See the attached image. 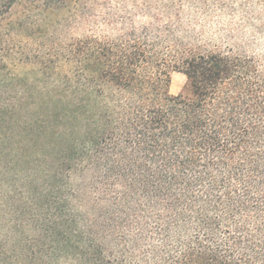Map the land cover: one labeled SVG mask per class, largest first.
Masks as SVG:
<instances>
[{"label": "trees", "instance_id": "trees-1", "mask_svg": "<svg viewBox=\"0 0 264 264\" xmlns=\"http://www.w3.org/2000/svg\"><path fill=\"white\" fill-rule=\"evenodd\" d=\"M15 1L0 0V26L23 25ZM18 1L50 16L78 0ZM252 26L217 48L178 25L88 34L55 47L44 87L0 79V264H264V24Z\"/></svg>", "mask_w": 264, "mask_h": 264}, {"label": "rangeland", "instance_id": "rangeland-1", "mask_svg": "<svg viewBox=\"0 0 264 264\" xmlns=\"http://www.w3.org/2000/svg\"><path fill=\"white\" fill-rule=\"evenodd\" d=\"M242 1L247 0H78L61 14L46 16L38 10L24 13L28 5L16 0L12 11L16 17L21 15L23 25L0 26V79L26 76V81L44 87L43 81L52 73L45 67L46 59L60 42L88 34L115 37L131 27L164 29L178 25L182 34L186 31V36L199 44L212 48L239 44L253 37V23L264 24V8L256 0L245 8ZM250 11L261 12L263 17L247 24L243 14ZM229 32L234 35L228 36ZM185 83L183 74L173 72L170 92L179 93ZM4 84L5 91L27 88Z\"/></svg>", "mask_w": 264, "mask_h": 264}]
</instances>
